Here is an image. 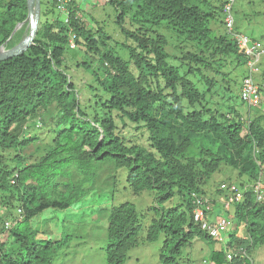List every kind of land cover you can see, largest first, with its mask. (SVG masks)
Here are the masks:
<instances>
[{"label": "trees", "instance_id": "16d2710c", "mask_svg": "<svg viewBox=\"0 0 264 264\" xmlns=\"http://www.w3.org/2000/svg\"><path fill=\"white\" fill-rule=\"evenodd\" d=\"M76 1L65 3V13L60 0H40L32 45L0 61V264L52 263L60 242L39 237L31 220L80 201L91 187L83 184L94 181L93 161L105 156L127 170L133 194L154 193L144 239L163 235L161 264H179L195 237L213 242L192 220L191 195L205 196L202 186L222 164L246 186L232 215L245 236L233 244L231 233L226 245L247 253L264 244V199L250 186L262 171L264 114L240 109L237 75L246 59L225 30L224 0H106L129 42L111 45L101 26L87 28ZM235 1L239 20L264 14V0ZM258 2L263 8L254 10ZM26 13V0H0V45ZM125 18L129 28L121 25ZM71 41L81 55L76 61L71 52L66 63ZM68 67L91 75L87 101ZM6 219L14 221L8 229ZM106 219V264H122L138 244L137 210L123 202ZM209 260L252 264L227 260L224 248Z\"/></svg>", "mask_w": 264, "mask_h": 264}, {"label": "rangeland", "instance_id": "374dc122", "mask_svg": "<svg viewBox=\"0 0 264 264\" xmlns=\"http://www.w3.org/2000/svg\"><path fill=\"white\" fill-rule=\"evenodd\" d=\"M236 3L237 1L234 5ZM76 5L87 28L95 30L98 26H101L103 31L111 37L109 45L113 44L114 41L129 43L125 41L120 32V27L116 23L115 10L106 3V0H77ZM260 6L262 7L261 3L258 2L254 5V10H259ZM245 10L249 12L247 6H245ZM58 17L63 19L65 16L59 14ZM218 18H221V16H218ZM237 19L239 22H237ZM235 22L237 29H235ZM121 25L129 28V19L125 18ZM234 30L259 43L262 53L257 62L258 72L254 73V80L264 83V14L258 15L255 19L241 20H239L238 14L234 15ZM25 33L26 28H21L20 36H14L15 42L17 43ZM79 48L74 45L73 50H70L67 54L68 60L65 58L66 63L70 61L71 52L72 54L75 53L74 58H76V61L80 59L81 54L79 53V56L76 54L79 52ZM67 71L73 77L76 87L80 89V97L82 100L87 101L92 93L86 86L90 83L93 84L91 75L81 67H68ZM238 71L237 85L241 84L242 78L246 74L245 65L243 69H238ZM262 97L259 107H250L251 114L255 111L258 112L257 114H264V88ZM243 104L240 109L245 112L247 105ZM37 133L44 138H42L43 140H47L45 132L43 133L40 130ZM93 165L95 167L94 181L89 180L83 184L85 188L91 187L80 201L65 209H45L31 220V225L37 228L39 237L60 242V247L53 256L51 264H106L107 212L110 207L123 202L132 203L135 206L138 213L139 230L138 244L127 251L125 261L122 264H161L159 251L164 239L163 235H159L154 241L144 239L147 227L154 215L152 208L154 206V193L145 190L139 194H133L126 181L127 170L116 168L109 156L94 160ZM260 175L264 176V160ZM242 181L243 177H238L237 170L222 164L202 187L205 196L212 198L215 202L219 197L216 190L221 183H235L238 185ZM221 194V197L224 198L228 192L224 190ZM233 213V204H230L227 211L221 209L219 215L229 222L227 227L231 229L232 233L235 228L229 220V215L232 216ZM5 228L8 229L9 227L5 226ZM217 245L215 241L210 242L204 238L195 237L182 248L179 264H208L210 262V252L214 250V246L217 248ZM246 256L252 261V264H264V244L248 249Z\"/></svg>", "mask_w": 264, "mask_h": 264}, {"label": "built area", "instance_id": "2783aa9c", "mask_svg": "<svg viewBox=\"0 0 264 264\" xmlns=\"http://www.w3.org/2000/svg\"><path fill=\"white\" fill-rule=\"evenodd\" d=\"M69 1L71 0H60L61 4L58 5V8L65 12V3ZM234 2L235 0H224L222 4V14L225 30L236 40L237 46L243 51L246 59V74L242 78L239 89L240 100L248 107H259L261 98H263L262 91L264 83L256 82L254 80V73L258 72L257 62L262 53V49L257 41L251 40L245 34L234 30V17L232 15V6ZM70 47H74L72 41ZM250 186L253 189L256 199H264V178L260 174ZM220 187L228 192L227 196L221 199L223 210L227 211L230 204L242 199L243 191L246 186L241 187L235 183H222ZM191 196L193 222L210 238L214 240L219 239L221 232L226 229L229 222L223 217L216 218L212 216V200L210 198L194 193H192ZM229 220H233L230 215ZM13 223V220H6L5 226L10 228ZM228 242L229 240H226L223 246L227 260L230 261L233 258L244 260L247 258L246 251L242 246L230 247L226 245Z\"/></svg>", "mask_w": 264, "mask_h": 264}, {"label": "water", "instance_id": "95a60500", "mask_svg": "<svg viewBox=\"0 0 264 264\" xmlns=\"http://www.w3.org/2000/svg\"><path fill=\"white\" fill-rule=\"evenodd\" d=\"M27 13L23 21L17 23L10 36L6 41L0 45V61L6 60L8 58L21 55L24 53L33 43V39L37 33L39 27L40 18V0H26ZM23 24L28 26V33L23 38H21L17 43L11 47H5L6 42L12 38L17 29Z\"/></svg>", "mask_w": 264, "mask_h": 264}, {"label": "crops", "instance_id": "0c3cea01", "mask_svg": "<svg viewBox=\"0 0 264 264\" xmlns=\"http://www.w3.org/2000/svg\"><path fill=\"white\" fill-rule=\"evenodd\" d=\"M218 196L219 197L216 199L217 201H215V202H213V199L211 198L212 199V211L211 212H212V216L213 217H216V218L220 217L219 215H220L221 209H223L222 202H221V199H222L221 196H222V194L219 193ZM231 222L233 223L234 228H235L234 231H233L234 236L232 237L233 238V240H232L233 241V244H235V242H237V240L242 239L244 237V230H243V228L241 226H235L233 220ZM231 233H232L231 229H228V227H226V229L222 233L223 235L221 234L220 238L219 239H216L217 241L211 238L212 241H215L218 244L217 245L218 246L217 248L214 246V250L223 248L224 242L226 240H230V238H231L230 237V234Z\"/></svg>", "mask_w": 264, "mask_h": 264}, {"label": "bare ground", "instance_id": "6f19581e", "mask_svg": "<svg viewBox=\"0 0 264 264\" xmlns=\"http://www.w3.org/2000/svg\"><path fill=\"white\" fill-rule=\"evenodd\" d=\"M21 28H26V33L25 34H23V36H22V38L25 36V35H27V33H28V26L25 24H23L21 27H19L18 29H17V31L18 30H20ZM16 33V32H15ZM20 36V34H18V37ZM242 121H244V123L245 124H247L248 123V121L246 120V118H242Z\"/></svg>", "mask_w": 264, "mask_h": 264}, {"label": "clouds", "instance_id": "9594fccd", "mask_svg": "<svg viewBox=\"0 0 264 264\" xmlns=\"http://www.w3.org/2000/svg\"><path fill=\"white\" fill-rule=\"evenodd\" d=\"M247 259V258H246Z\"/></svg>", "mask_w": 264, "mask_h": 264}]
</instances>
